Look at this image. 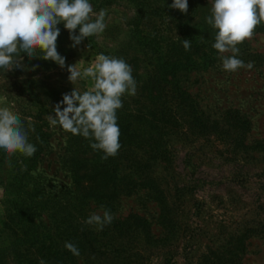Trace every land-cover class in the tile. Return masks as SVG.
<instances>
[{
  "label": "rangeland",
  "instance_id": "rangeland-1",
  "mask_svg": "<svg viewBox=\"0 0 264 264\" xmlns=\"http://www.w3.org/2000/svg\"><path fill=\"white\" fill-rule=\"evenodd\" d=\"M172 2L90 0L108 10L107 29L72 47L60 23L64 68L24 55L0 70V107L34 127L37 147L11 168L0 151V264H264V22L239 45L254 67L226 72L205 20L212 0H188L187 14ZM100 53L124 58L137 82L117 113L122 147L106 160L46 118L73 87L92 88L73 85L67 66ZM101 205L114 219L97 231L83 221Z\"/></svg>",
  "mask_w": 264,
  "mask_h": 264
},
{
  "label": "clouds",
  "instance_id": "clouds-1",
  "mask_svg": "<svg viewBox=\"0 0 264 264\" xmlns=\"http://www.w3.org/2000/svg\"><path fill=\"white\" fill-rule=\"evenodd\" d=\"M168 7L187 14L188 0H173ZM107 14V9L96 12L90 0H0V70L7 73L21 68L24 55L51 60L64 68L66 58L57 46L58 25L63 22L72 47H76L85 38L99 37L105 32ZM205 20L216 30L212 47L219 54L222 69L232 73L251 70L254 62L239 58V45L250 40L256 27L264 22V0H212L210 15ZM182 46L190 51L191 41L183 39ZM67 71V79L73 85L91 79L92 88L81 92L73 87L64 93L53 107L55 115L46 117L49 126L87 139L94 151L103 153L102 160L116 157L122 147L117 113L123 107L124 96L137 94L132 66L122 57L100 53L94 66L81 70L75 63L68 65ZM34 130L31 124L26 127L11 107H0V151L8 168L12 167L13 156H34L37 147L29 139V132ZM26 170L23 165L21 171ZM38 171L41 169L31 174ZM100 207L102 214L93 212L83 221L97 231H103L114 219L111 210ZM64 247L74 256L80 255L75 243L66 241ZM38 264L46 261L40 258Z\"/></svg>",
  "mask_w": 264,
  "mask_h": 264
},
{
  "label": "trees",
  "instance_id": "trees-1",
  "mask_svg": "<svg viewBox=\"0 0 264 264\" xmlns=\"http://www.w3.org/2000/svg\"><path fill=\"white\" fill-rule=\"evenodd\" d=\"M44 258H45V261L47 262V263H49V261L52 259V257L51 256H44ZM49 260V261H48Z\"/></svg>",
  "mask_w": 264,
  "mask_h": 264
}]
</instances>
